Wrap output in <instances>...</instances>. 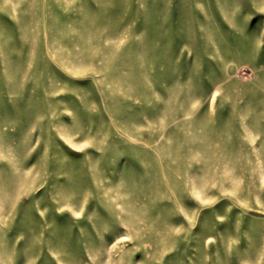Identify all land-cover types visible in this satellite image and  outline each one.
Segmentation results:
<instances>
[{
	"label": "rangeland",
	"instance_id": "rangeland-1",
	"mask_svg": "<svg viewBox=\"0 0 264 264\" xmlns=\"http://www.w3.org/2000/svg\"><path fill=\"white\" fill-rule=\"evenodd\" d=\"M0 264H264V0H0Z\"/></svg>",
	"mask_w": 264,
	"mask_h": 264
}]
</instances>
